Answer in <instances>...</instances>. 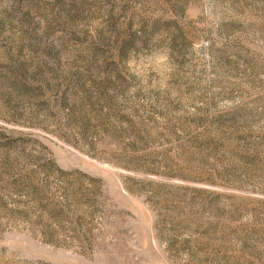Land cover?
I'll use <instances>...</instances> for the list:
<instances>
[{
	"label": "rangeland",
	"instance_id": "rangeland-1",
	"mask_svg": "<svg viewBox=\"0 0 264 264\" xmlns=\"http://www.w3.org/2000/svg\"><path fill=\"white\" fill-rule=\"evenodd\" d=\"M0 264H264V0H0Z\"/></svg>",
	"mask_w": 264,
	"mask_h": 264
}]
</instances>
